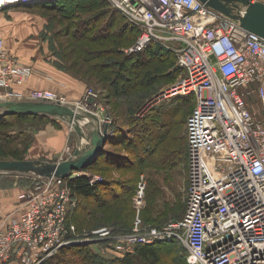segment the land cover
Returning a JSON list of instances; mask_svg holds the SVG:
<instances>
[{
    "label": "built area",
    "instance_id": "1",
    "mask_svg": "<svg viewBox=\"0 0 264 264\" xmlns=\"http://www.w3.org/2000/svg\"><path fill=\"white\" fill-rule=\"evenodd\" d=\"M47 0H0V11ZM140 33L125 52L140 53L153 43L176 55L179 77L155 101L192 97L187 117L188 187L182 218L145 231L112 236L102 227L97 242L118 253L157 240L180 241L189 264H264V37L201 0H108ZM33 67L0 37V100H33L69 105L101 117L96 94L72 102L63 91L22 87ZM108 120V121H107ZM75 150V148H74ZM73 150V152H74ZM68 158L73 155L68 146ZM103 177L72 171L65 177L38 176L19 194L18 218L0 225V264H43L76 238L68 222L70 179ZM144 183L140 182L142 196ZM138 231V230H136ZM112 236V237H111Z\"/></svg>",
    "mask_w": 264,
    "mask_h": 264
},
{
    "label": "trees",
    "instance_id": "2",
    "mask_svg": "<svg viewBox=\"0 0 264 264\" xmlns=\"http://www.w3.org/2000/svg\"><path fill=\"white\" fill-rule=\"evenodd\" d=\"M26 6L32 9L43 8L53 10L60 16V22L62 20L66 21V24L64 25L65 31H62V28H60L61 30L59 29L58 32L54 31L53 35H50L51 43H54L56 38L62 36H69L73 41L71 48L72 53L69 51L66 54V52L62 51L63 48H61L62 50L59 48L57 49L59 59H65L67 58L65 56L68 55L72 57L71 63L77 65L76 59L78 61H85L88 58H92L94 61L92 64L93 71L105 73L102 79L105 82L104 84H106V88L112 95L128 97L129 94H131L130 91L137 86L144 87L146 92L147 90H153L156 86L158 89H161V82L175 81L181 73V69L175 68L176 55L156 43L148 46L143 52L126 53L124 48L126 46H131L134 43L140 30L131 25L130 22L118 10H116L108 0H47L40 4H30ZM48 25L52 28L54 22L52 21L48 23ZM49 32L52 34L50 30ZM88 43H91V48L88 47ZM67 48L70 49V47ZM130 62L135 65V72L132 73V76L128 75L131 71L128 66ZM108 68L111 70L110 74ZM79 78L81 77L79 76ZM145 97L146 93L140 92L137 99L130 100L128 105V115L126 117V126L121 123L110 124V130L113 133L102 146L100 155L97 156L98 159L106 155L108 160L110 158H115L120 162L121 159H118L121 158L119 157L120 152L117 149H111L108 146L111 144L110 142L119 141V143H122L123 137L121 133L125 131V137H127L126 139H128L132 145H134L137 140L141 139V142L143 143L141 144V142H138L137 144L141 153H144L147 150L149 154H156L158 151L157 149H160L163 144L165 145V142L168 139L167 134H162L163 132L160 130L157 131L154 143H158V146L155 150H152L151 146L153 145L148 142L149 139H145L140 135H143L144 132H146V134H151L153 126H158V129H163L164 127L169 129L172 125L175 126V124H177L176 118L179 116L180 111L184 110L183 106L189 103L193 109L195 104L192 97H178L166 103V110H164L161 105H155L150 108L148 112L153 114L154 117L152 116L153 118L151 121L145 120V123H143L141 122L142 120L136 116V112L138 110L137 106L142 105V101H144ZM174 101L177 102V105H173ZM192 109L186 117L184 115L185 125L187 117ZM165 112L170 114V119L167 120L166 116H163ZM47 117L56 120L55 117L46 114L17 113L0 115V159H10L9 157L18 160L23 159L25 150H27L29 142L31 141H28L23 148L17 147L13 142L18 139H20V141L29 139V134L24 128H21L16 132H11L8 130V127L15 124L17 125L18 123L24 125V122L31 120H35L32 124L36 125L35 123L43 120L47 121L45 120ZM139 128L143 131L142 133L137 132ZM186 142L187 156L185 155L184 158L182 152L181 154L183 159H187L188 162V139H186ZM183 144L184 143H182L181 140L179 142L180 148L179 146H173L175 147V151H179L183 147ZM132 150L133 152H136V149L133 146ZM182 150L183 148L180 151ZM165 157V166L159 164L156 168L147 167L143 170V172L148 173L150 191L153 194L150 210L147 211V220L158 221V223H154L156 224L155 226H160L173 218L180 219L181 216H184L186 210L187 189H185L184 195H181V193H178L180 190L173 187V189L177 191L175 193L176 197L170 199L167 193L168 191L162 183L163 180L164 183L171 186V182L174 180L177 171L183 173V170L179 169V167H177L178 164L175 163V154L166 153ZM98 159L93 158L91 160L92 162L84 169L96 171L92 168L98 167ZM108 160H106L107 162L105 163H108ZM134 167L135 165L132 166V168ZM101 176L104 179L99 183H91L90 176L87 177V175L76 176L69 181L72 195H74L79 202L75 208L76 210L69 213L68 222L74 224L78 232L85 230L91 225V222L93 221L92 217L99 208L106 207L111 204L113 200L121 197V195L126 194L129 196V194L133 192L132 180L123 179L116 184L112 183L107 177L103 175ZM164 196H166V198ZM90 200L93 203L87 204L86 201ZM169 243L170 241L156 242L153 244H140L136 247L135 254H125L121 262L120 260L117 261L118 259H112L111 261L100 259L97 253L96 255L91 254L87 247L79 252L84 256L82 258L84 264H135L138 259L154 264L158 262L163 254L167 253L165 251L169 247ZM69 246L70 245L64 246L59 249L54 255L47 258L43 264H72L71 260L67 259V250L70 248ZM185 249H181V253H178V262L181 260L184 262L185 260L188 263L187 250Z\"/></svg>",
    "mask_w": 264,
    "mask_h": 264
},
{
    "label": "rangeland",
    "instance_id": "3",
    "mask_svg": "<svg viewBox=\"0 0 264 264\" xmlns=\"http://www.w3.org/2000/svg\"><path fill=\"white\" fill-rule=\"evenodd\" d=\"M54 22V26L51 28L48 23ZM66 24V21L62 20L60 22V16L56 14L53 10L48 9H39V8H28L26 5H22L20 7H13V8H7L4 11H0V27L2 28L0 31V37H4L6 41V45L9 49L12 51L15 49H18L22 56L28 55L29 50H33L35 48H41L45 47L46 45L51 49L54 53L53 55L55 58H52L50 62L53 63V65L62 72H65L69 74L72 77L77 78L79 81L83 82L86 85V91L85 93L79 98L72 95H69V99L77 103L79 99L84 100L85 94L88 93L89 90H92L93 93L96 94V102L101 106V117L105 118L107 116L110 117L109 124H116L121 123L126 126V117L128 115V105L130 103V100L137 99L140 92L146 93V97L144 98V101H142V105H138L136 116L140 118L145 123V120H150L154 117L153 114L148 113L149 109L146 108V106L149 105V103L156 97V95L162 91L165 87L172 84L174 81H164L160 83L161 89L154 87L153 90L145 91L144 87L137 86L136 88H133L130 92L128 97H121L112 95L111 92L106 88V84H104L103 75L105 73L93 71L92 64L94 61L92 58H88L85 61H78L76 59V64L73 65L71 62L70 56L66 55L65 59H59L57 55V49L63 48L62 51L66 52V54L70 51L72 53L71 48L73 45V41L69 36H62L60 38H56V41L54 43H51V37L50 35H53L54 31L58 32L60 28H62V31H65L64 25ZM48 26V27H47ZM49 30L52 34H50ZM61 30V29H60ZM1 33H5L4 35ZM65 34V33H64ZM49 43H48V42ZM110 41V40H109ZM45 43V46H44ZM62 43V44H61ZM22 46H21V45ZM88 47L91 48V43H88ZM67 47H70L68 49ZM129 46H126L128 48ZM43 51L44 48H43ZM76 52V51H74ZM130 68V72L128 75L132 76V73L135 72V65H133L131 62L128 64ZM107 71V70H106ZM108 72L110 74L111 70L108 68ZM79 76L81 78H79ZM86 80H84V79ZM137 89V90H136ZM144 90V91H143ZM159 90V91H157ZM149 97V98H148ZM147 98V99H146ZM169 101L167 100H160L157 103V106L161 105L164 110H166L167 104ZM144 104V105H143ZM156 104H154L155 106ZM173 105H177V102H173ZM183 106V105H182ZM171 107V105H170ZM169 107V108H170ZM182 111H180L179 116L176 118L177 124L172 125L169 129L163 128L158 129V126H153V131L151 134H146L144 132L143 135H140L141 137H144L145 139H149V143H151L152 150L157 149L158 143H154V138L157 134V131L163 132L162 134H167V141L165 142V145L163 144L162 147L157 149L158 151L156 154H149L146 150V152H142L137 146L138 142H141L140 140H137L134 145L126 139L125 137L126 131L122 132L121 135L123 137L122 143H119V141L116 142H110L108 147L111 149H117L120 153L121 159L120 162H118L115 158H110L108 160V157L105 155L102 158L98 159L97 156L95 158L98 159V167H93L92 169L96 171L91 170H85L90 173H97L100 175H103L110 179L112 183L118 184L120 180L127 179L132 180L133 184V192L131 194L121 195L116 200H113L111 204L107 205L106 207L99 208L95 215L92 217L93 221L91 222V225L87 227L85 230H82L81 232L77 231L76 228V238L79 240L87 239L86 241L82 242H76L74 244H71L69 249L67 250L68 256L67 259L71 260L72 264H84V260L82 259L84 256L79 251H83L85 247L89 249V252L91 254H94L99 256L100 259H106L105 257H109V261L112 259H118L120 262L123 260L124 255L128 253L135 254L136 249L132 252H124V253H118L116 251L114 252H104L103 247H106L110 245V242H97V238L100 239V234H95L94 231L97 229H100L102 227H110L113 228L112 236H119L123 234H132L136 232L145 231V228L155 226L158 223V221H150L147 220V211L150 210V205L153 200V194L150 191V185H149V179H148V173L143 172V170L147 167H154L159 166V164H162L163 166L166 165L165 161V155L166 153L169 154H175L176 156V162L178 164L177 167L179 169L183 170L184 176L177 172V177L183 182L185 181V187L187 186V180H188V162L187 159H183L182 154L185 158V155L187 156V135H186V125L184 123L185 117L189 113V111L192 109V106L187 103L183 106ZM1 113V109H0ZM148 113V114H147ZM113 115V116H112ZM185 115V117H184ZM51 116V115H50ZM153 116V117H152ZM163 116H166V119H170V114H167V112L164 113ZM162 116V117H163ZM56 118V120H52L49 117H47L45 120L47 121H41L38 123H35L36 125H33V121H26L23 124H15L8 127V130L11 132H16L17 130H20L21 128H24L27 130L29 134V139L26 140H15L13 142L14 145L17 147H25V144L29 142V146L27 147V150H25V153L23 155V159H42L49 162H60L68 158L69 154L67 151L68 146L72 147V153L74 148L78 146V139L77 135L74 132L75 128L72 124L68 123L67 120H64L61 117L53 116ZM173 117V116H172ZM92 121L93 118H90ZM108 121V120H107ZM179 121V122H178ZM104 121L100 118V123H103ZM106 122H104L105 124ZM69 131L68 133V141L66 144H64L62 151H60L58 154L52 155L51 158L46 157L45 155H38V152H36V149L34 150L35 146L38 147L39 143L43 138H50L52 141H56L58 138L57 133L61 132L60 130L64 128ZM104 127V125H103ZM140 129V128H139ZM137 130L138 133H142L143 131ZM171 132V133H170ZM124 135V136H123ZM136 135V134H135ZM127 136V135H126ZM137 136V135H136ZM125 137V138H124ZM182 140L183 144V150L182 151H175V147L179 146V142ZM107 141V140H106ZM143 142H141L142 144ZM75 144V145H74ZM105 144V143H104ZM103 144V145H104ZM127 144V146H126ZM140 144V143H139ZM177 145V146H176ZM132 146L136 149V152H133ZM175 146V147H173ZM180 148V146H179ZM175 151V152H173ZM182 152V154H181ZM49 153V152H48ZM47 156H50L47 154ZM9 160H14L12 157H9ZM123 158V160H122ZM8 160V159H6ZM18 160V159H15ZM22 160V159H21ZM106 160H108V163ZM143 160V161H141ZM92 161L89 162V164ZM158 164V165H157ZM132 168V166H134ZM159 168V167H157ZM83 170V171H84ZM99 171V172H98ZM38 174L29 172V173H21V172H0V193L2 191H5V194L13 193L15 189H20L19 194L21 191L27 187L33 186L35 182H37ZM104 179V178H103ZM140 182L144 183V189L142 196L139 195V189H140ZM163 185L167 190H169L168 196H173V193H176L174 189H171V187L164 183L162 180ZM179 187L183 186L181 183L178 185ZM184 187V189H185ZM187 189V187H186ZM185 190L179 191L178 193H181V195H184ZM172 193V194H171ZM178 195V194H177ZM179 196V195H178ZM177 196V197H178ZM166 198V196H164ZM72 210L75 211L76 206L78 205L77 198L72 195ZM95 201V200H92ZM74 202L75 205H74ZM98 202V201H97ZM0 203H5L0 200ZM87 204H91L93 202L86 201ZM23 206V202L20 201V204H17V211H16V217L22 213L20 211V207ZM75 206V207H74ZM72 213V212H71ZM183 213V211H182ZM181 213V214H182ZM182 217V216H181ZM180 217V218H181ZM176 220L175 218L170 219L168 221ZM167 221V222H168ZM5 222V219H4ZM163 222V221H162ZM166 222V221H164ZM2 225V224H1ZM138 230V231H136ZM111 236V237H112ZM164 240H157L152 242H163ZM168 242V241H167ZM76 245V246H74ZM74 248H73V247ZM169 247L165 252L166 254H163L158 262L154 264H189L185 260L184 262L180 261L178 262V253H181V249H185V246L180 241H170ZM164 248V247H163ZM186 250V249H185ZM100 251V252H98ZM183 251V250H182ZM96 259V256H95ZM13 260V259H12ZM8 264V263H7ZM67 264V263H65ZM135 264H150L146 262L145 260L138 259Z\"/></svg>",
    "mask_w": 264,
    "mask_h": 264
},
{
    "label": "water",
    "instance_id": "4",
    "mask_svg": "<svg viewBox=\"0 0 264 264\" xmlns=\"http://www.w3.org/2000/svg\"><path fill=\"white\" fill-rule=\"evenodd\" d=\"M206 5L240 21L247 29L264 37V1L262 0H201ZM156 99L154 98L153 101ZM0 115L31 113L67 119L79 134V143L71 157L60 162L42 159H0V172L35 173L39 176L65 177L72 171H82L100 154L103 144L113 133L110 124L102 127L100 118L80 112L69 105L33 100H0ZM93 118L92 121L90 118Z\"/></svg>",
    "mask_w": 264,
    "mask_h": 264
},
{
    "label": "crops",
    "instance_id": "5",
    "mask_svg": "<svg viewBox=\"0 0 264 264\" xmlns=\"http://www.w3.org/2000/svg\"><path fill=\"white\" fill-rule=\"evenodd\" d=\"M1 29L2 28L0 27V31ZM1 34L4 35L5 33H1ZM43 48L45 51H43ZM43 48H41V50H39L40 49L39 47L33 50H29V54L25 56H22L21 52L18 49L13 50V52H15L22 61L33 67L31 75L26 80V83L20 88L23 89L24 91H28L34 88L46 87L58 91H63L67 95L69 94L80 98L86 91V85L83 82L79 81L77 78L72 77L65 72H62L61 70H58L53 65V63L50 62L52 58H55V56L53 55L54 53L51 51V49H49L47 45ZM101 125L103 127L104 122L101 123ZM60 131L61 132L57 133L56 138L58 139L56 141H52L50 138L48 139L43 138L39 143L38 147L35 146L34 150L36 149V152H38L37 157L39 155H45L46 157L51 158L52 155L58 154L60 151H62L61 149H63L64 144H66L68 141L69 131H67L65 128ZM74 132L77 135V139L79 143V134L76 130ZM47 154H49L50 156H47ZM177 172L179 173V171ZM180 174H182L184 178L186 177L185 174L183 173ZM181 183L185 187V181L183 182V180L179 179L177 177V174H175L174 180H172L170 187L171 189H173V187H176V189L180 191L185 190L187 186L185 187V189L182 186L180 187L178 186ZM19 191L20 189H15L13 193L5 194V191H2L0 193V200H2V202H5L2 204L0 203V225L6 223L11 216H16L15 213L18 209L17 204H20ZM175 197H176L175 193H173V196L170 195L169 198L174 199ZM75 203L76 202H74V205ZM103 250L105 253L114 252L113 249L109 247H103ZM105 258L106 259L104 260L109 259V257H105ZM8 264H20V263L17 258H14L13 260L9 261Z\"/></svg>",
    "mask_w": 264,
    "mask_h": 264
}]
</instances>
